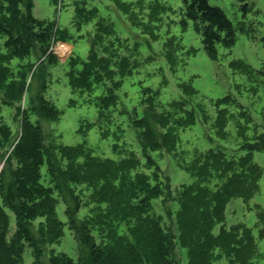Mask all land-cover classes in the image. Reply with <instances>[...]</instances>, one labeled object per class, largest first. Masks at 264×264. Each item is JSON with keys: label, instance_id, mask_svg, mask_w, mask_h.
I'll return each instance as SVG.
<instances>
[{"label": "rangeland", "instance_id": "rangeland-1", "mask_svg": "<svg viewBox=\"0 0 264 264\" xmlns=\"http://www.w3.org/2000/svg\"><path fill=\"white\" fill-rule=\"evenodd\" d=\"M192 1L27 0L26 9L57 33L50 60L31 58L37 64L28 80L36 107L42 95L57 118L31 121L60 163L63 149L82 147L98 162L119 163L133 156L146 175L156 174L168 190L154 201V211L171 236L177 234L174 199L182 186L194 182L187 165L209 150L249 159L257 166L251 169L256 193L230 200L225 225L248 229L255 247L252 262L264 264V0H209L235 33L232 45L224 43L222 34L210 52L206 25L188 12ZM84 71L90 73L86 82ZM1 102L2 96L0 112L17 136L16 107L7 110ZM145 132L158 148L144 145ZM166 134L177 138L171 149ZM55 163L58 218L67 221L68 210L79 222L95 209L90 191H72ZM6 174L9 186L12 170ZM72 229L65 227L59 244L41 246L40 257L33 259L26 250L23 264H49V251L91 264L90 247L79 245ZM15 231L12 225L10 237ZM171 257L173 264H188L186 251L174 242Z\"/></svg>", "mask_w": 264, "mask_h": 264}, {"label": "trees", "instance_id": "trees-1", "mask_svg": "<svg viewBox=\"0 0 264 264\" xmlns=\"http://www.w3.org/2000/svg\"><path fill=\"white\" fill-rule=\"evenodd\" d=\"M28 5L27 0H0L1 103L7 110L16 107L13 119L19 124L15 136L0 112V166L4 162L0 173V264H23L26 250L33 259L42 256L40 247L59 244L66 226L73 227L79 245L90 247L91 264H173V242L186 251L188 264H253L251 232L240 225H225L230 200L248 199L256 193L251 185L255 184L251 169L256 165L249 159H229L222 151L209 150L187 165L194 182L182 186L174 199L179 206L174 219L177 234L171 236L154 211V201L162 199L168 189L156 174L151 177L141 171L133 156L119 163L98 162L79 147L63 149V163L51 157L41 128L31 117L56 119L57 112L42 95L36 107L28 80L34 77L37 64L31 58L37 60L38 55V59L50 60L57 33L36 19L26 9ZM188 12L206 25L207 51H212L211 43L222 40V34L226 45L234 43L231 22L209 0H193ZM82 75L84 82L89 80L88 71ZM143 136L147 138L144 145L158 148L147 132ZM176 139L168 142L170 149ZM55 161L66 186L72 191L79 187L90 191L89 201L95 209L79 222L72 221L68 210L64 212L67 221L58 218ZM8 169L12 170L9 186ZM12 225L16 231L10 237ZM47 255L49 264H78L64 254L49 251Z\"/></svg>", "mask_w": 264, "mask_h": 264}, {"label": "water", "instance_id": "water-1", "mask_svg": "<svg viewBox=\"0 0 264 264\" xmlns=\"http://www.w3.org/2000/svg\"><path fill=\"white\" fill-rule=\"evenodd\" d=\"M0 172H1V168H0Z\"/></svg>", "mask_w": 264, "mask_h": 264}]
</instances>
